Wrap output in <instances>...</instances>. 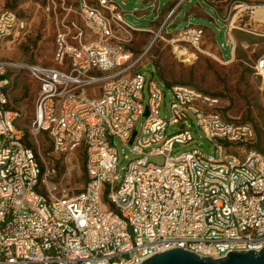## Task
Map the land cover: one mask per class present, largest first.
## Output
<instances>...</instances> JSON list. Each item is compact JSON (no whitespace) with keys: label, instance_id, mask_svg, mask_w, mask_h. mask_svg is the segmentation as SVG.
<instances>
[{"label":"built area","instance_id":"1","mask_svg":"<svg viewBox=\"0 0 264 264\" xmlns=\"http://www.w3.org/2000/svg\"><path fill=\"white\" fill-rule=\"evenodd\" d=\"M43 10L54 24L48 66L3 56L27 23L0 8V264H139L168 248L216 259L264 248V150L251 147L254 125L227 116L221 97L159 79L149 81L145 104L147 51L126 44L142 28L116 0H45ZM176 33L181 55L185 45L203 51L202 26ZM253 68L264 82V50ZM24 70L38 84L29 121L13 98ZM190 114L214 150L174 156L194 139ZM114 138L134 155L123 173ZM79 150L87 179L71 194L64 157Z\"/></svg>","mask_w":264,"mask_h":264},{"label":"rangeland","instance_id":"2","mask_svg":"<svg viewBox=\"0 0 264 264\" xmlns=\"http://www.w3.org/2000/svg\"><path fill=\"white\" fill-rule=\"evenodd\" d=\"M177 1L116 0L125 21L142 28L133 31L126 44L137 55L147 51L145 60L139 65H144L140 70L147 77L145 104L150 96L148 83L151 79L182 82L208 90L221 97L226 105L227 116L234 120L251 121L255 125L264 147V82L254 73L253 68L264 50V37L260 35L264 32V24L256 13L259 6H264V0H187L173 11ZM44 3L45 0H0V8L15 11L27 23L25 34L3 45L4 57L44 66L54 64V24L43 10ZM190 25L205 29L201 44L203 51L185 45L188 53L183 56L171 40L176 37L177 31ZM229 27L232 28L231 32ZM230 39L235 44L234 56ZM179 46L182 49L184 44L180 43ZM191 54L192 58L189 57ZM15 82V104L23 109L25 120L29 121L35 110L38 84L26 70L16 77ZM170 91L167 88V108L171 102ZM161 115L164 118L170 117L164 104ZM190 117L194 139L177 146L173 151L174 156L193 148H200L206 153L214 150V145L203 132L193 126L194 116L190 114ZM144 119L141 117L137 122L138 130H141ZM179 130L180 125L175 124L168 128V133L173 134ZM114 142L120 153L123 173L134 155L120 139L114 138ZM43 144L45 148L48 146L47 142ZM260 150L264 149L260 147ZM83 156V151L79 150L64 157L65 163L72 159L70 167H73V172L64 181L71 194L80 191L86 182ZM149 160L161 164L164 157L153 156ZM65 165L61 167L62 172H65Z\"/></svg>","mask_w":264,"mask_h":264},{"label":"water","instance_id":"3","mask_svg":"<svg viewBox=\"0 0 264 264\" xmlns=\"http://www.w3.org/2000/svg\"><path fill=\"white\" fill-rule=\"evenodd\" d=\"M148 112H146V115ZM136 132H134L135 136ZM133 138L131 139L132 142ZM139 264H264V248L260 251H231L226 257H204L183 248H168Z\"/></svg>","mask_w":264,"mask_h":264},{"label":"trees","instance_id":"4","mask_svg":"<svg viewBox=\"0 0 264 264\" xmlns=\"http://www.w3.org/2000/svg\"><path fill=\"white\" fill-rule=\"evenodd\" d=\"M158 71H159V69H157ZM160 77H161V75H160ZM162 79V78H161ZM162 81H163V83L167 86V87H171V86H174V85H183V86H189V87H193V88H196V89H198V90H200V91H202V92H204V93H207V94H209V95H211V96H217V97H220L219 95H217L216 93H212V92H210V91H208V90H204V89H201V88H199V87H196V86H192V85H189V84H186V83H182V82H173V83H169V82H167V81H164L163 79H162ZM241 121H245V120H241ZM246 122H251V121H246ZM252 123V122H251ZM253 124V123H252ZM254 125V124H253ZM254 127H255V125H254ZM255 129H256V127H255ZM256 133H257V140H256V142L254 143V144H252L251 145V147H253V148H256L257 150H260V147H262L263 149H264V147H263V145H262V141H261V139H260V136H258V132H257V129H256ZM84 169H85V173H86V168H85V165H84ZM86 179H87V175H86Z\"/></svg>","mask_w":264,"mask_h":264},{"label":"bare ground","instance_id":"5","mask_svg":"<svg viewBox=\"0 0 264 264\" xmlns=\"http://www.w3.org/2000/svg\"><path fill=\"white\" fill-rule=\"evenodd\" d=\"M256 13H258L259 17L264 21V6L258 7ZM185 53V50L181 51L180 54ZM189 57H193V54H191Z\"/></svg>","mask_w":264,"mask_h":264},{"label":"crops","instance_id":"6","mask_svg":"<svg viewBox=\"0 0 264 264\" xmlns=\"http://www.w3.org/2000/svg\"><path fill=\"white\" fill-rule=\"evenodd\" d=\"M234 52H235V47H233V56H234Z\"/></svg>","mask_w":264,"mask_h":264}]
</instances>
